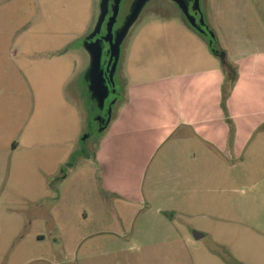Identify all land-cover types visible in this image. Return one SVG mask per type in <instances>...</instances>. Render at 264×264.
<instances>
[{
    "label": "crops",
    "instance_id": "obj_1",
    "mask_svg": "<svg viewBox=\"0 0 264 264\" xmlns=\"http://www.w3.org/2000/svg\"><path fill=\"white\" fill-rule=\"evenodd\" d=\"M100 1L97 18L89 10L66 34L20 52L0 41V218L21 223L9 243L17 256L30 249L14 243L19 235L40 259L72 256L100 218H187L192 207L216 217L233 209L238 181L264 178V0H205V25L231 72L180 14L133 22L94 161L68 165L87 124L77 84L87 61L72 42L96 18L94 33ZM256 198L264 206V185Z\"/></svg>",
    "mask_w": 264,
    "mask_h": 264
},
{
    "label": "rangeland",
    "instance_id": "obj_2",
    "mask_svg": "<svg viewBox=\"0 0 264 264\" xmlns=\"http://www.w3.org/2000/svg\"><path fill=\"white\" fill-rule=\"evenodd\" d=\"M177 1L145 0L132 26L141 24L151 14H180L185 22H190ZM135 2L136 0H121L114 30L121 28ZM111 5L112 0L110 8ZM198 7L201 15L203 11L208 14L205 0H198ZM92 9L97 18L99 0H0L1 45L13 44V50L20 52L26 41L37 45V42L57 37L59 33L66 34V27H72L75 20ZM96 18L82 34L75 32L77 37L72 42V45L84 52L87 61L86 70L77 78L78 90L81 89L86 98L87 111L86 129L76 156L72 159V163L75 160L78 164L94 161L98 140L109 118V111L105 113L107 107L102 108L96 97L91 99L88 96L86 71L91 57L83 42L90 35ZM202 19L208 24L203 15ZM128 35L129 32L120 43L119 57L121 46ZM97 37L99 35L90 40ZM107 49L108 45L105 47L106 54ZM105 59L106 56L101 59L102 63ZM118 62L113 81L115 89L120 90L122 74ZM115 97L110 95L105 102L106 106L111 105L113 111L115 104L112 102ZM258 175L253 179L252 186L251 183L238 181V190L233 192L237 197L233 209L221 206L217 208L216 217L197 216L196 207H192L187 218H158L148 214V218H143V215L133 218L129 223L121 218L96 219L92 233L85 240L86 245L72 256L50 255L45 256L47 260L40 259L39 251L32 247L33 239L24 235H19L14 243L26 241L30 249L25 255L17 256L16 249L12 251L9 243L13 228L21 223L13 218H0V264H19L25 259L27 262L24 264H264V206L259 198L252 199L255 192L262 190L264 185L263 175ZM2 213H6V209L0 206V215ZM25 219L28 228L31 219ZM32 223L35 225V222ZM193 231L202 233L203 236L196 239ZM68 258H72L71 263L67 261Z\"/></svg>",
    "mask_w": 264,
    "mask_h": 264
},
{
    "label": "water",
    "instance_id": "obj_3",
    "mask_svg": "<svg viewBox=\"0 0 264 264\" xmlns=\"http://www.w3.org/2000/svg\"><path fill=\"white\" fill-rule=\"evenodd\" d=\"M144 1L145 0H136L135 5L130 12V15L126 18L121 28L115 33L113 32V26L119 13L121 0H112L111 8V0L100 1V15L96 24V28L94 30V33L86 38L85 47L90 53L91 57V67L89 70V89L91 90L92 95L98 99L102 108L108 95L110 93H114L112 75L118 59L119 43L127 33L130 25L137 18L139 8L141 7V4L144 3ZM177 2L180 5L182 13L186 14V16L190 19V22H188L189 24H191L201 33L213 37L212 33L207 30L208 28L203 22L202 15L200 14V10L198 7V0H178ZM109 12H111V14L106 19ZM104 22L106 32L101 37L90 40L96 36V33L100 32V28ZM103 42H106L108 44L106 59L104 63H102L101 60ZM193 235L196 239H199L203 236L202 233L196 231H193Z\"/></svg>",
    "mask_w": 264,
    "mask_h": 264
},
{
    "label": "trees",
    "instance_id": "obj_4",
    "mask_svg": "<svg viewBox=\"0 0 264 264\" xmlns=\"http://www.w3.org/2000/svg\"><path fill=\"white\" fill-rule=\"evenodd\" d=\"M110 13V12H109ZM108 13V14H109ZM208 30V29H207ZM201 35L202 36H204V38L208 41V43H209V45H210V48H211V50L213 51V53L216 55V56H219L220 58H221V60H222V62H224V65L225 64H227V62L224 60V55H223V53L221 52V51H219L218 49H217V47H216V43H215V39H214V37H211L210 35H206V34H202L201 33ZM104 43V42H103ZM226 68H227V70H228V72L230 71H232V67L229 65V63L226 65ZM230 69V70H229ZM113 93H110L108 96H110V95H112ZM106 105V104H105ZM104 109H105V106H104ZM103 109V110H104ZM105 113H107V110L105 111ZM104 113V114H105ZM72 160H70V162L68 163V165L69 166H72Z\"/></svg>",
    "mask_w": 264,
    "mask_h": 264
},
{
    "label": "flooded vegetation",
    "instance_id": "obj_5",
    "mask_svg": "<svg viewBox=\"0 0 264 264\" xmlns=\"http://www.w3.org/2000/svg\"><path fill=\"white\" fill-rule=\"evenodd\" d=\"M121 3V2H120ZM111 14V12L107 15V17H106V19L108 18V16ZM119 14V13H118ZM117 17H118V15H117ZM116 21H117V19H116ZM115 24H116V22L114 23V26H113V32L115 33L117 30H114V27H115ZM106 31H105V22L103 23V25L101 26V28H100V32L97 34V35H99V37H100V35L102 36L104 33H105ZM96 35V36H97ZM107 43L106 42H104V43H102V46L104 47L103 48V51H102V58H105V56H106V50H105V47L108 45H106ZM113 96H115V93L114 94H112ZM106 100H107V98L105 99V102H106ZM105 102H104V106L105 107H107V109L109 108L108 106H106L105 105ZM104 106H103V108H104Z\"/></svg>",
    "mask_w": 264,
    "mask_h": 264
}]
</instances>
